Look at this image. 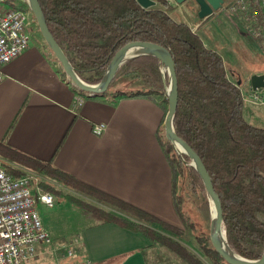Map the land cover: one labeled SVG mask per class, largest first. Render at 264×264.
<instances>
[{"label":"trees","instance_id":"trees-1","mask_svg":"<svg viewBox=\"0 0 264 264\" xmlns=\"http://www.w3.org/2000/svg\"><path fill=\"white\" fill-rule=\"evenodd\" d=\"M151 1L156 5L143 9L136 0H38L51 35L86 84H98L116 51L129 42H149L170 52L178 92L173 129L198 155L220 198L222 232L228 246L244 259L258 260L264 254V128L245 120L240 86L230 80L231 72L220 54L207 47L188 24L175 21L168 14L169 0ZM161 69V61L155 57L131 59L118 69L102 96L114 89L115 97L145 98L157 103L158 96L168 104V78L163 80ZM123 78L126 87L115 88ZM158 139L172 173L174 211L197 232L194 224L188 222L185 199L197 196L208 208L203 183L197 172L187 166L190 160L186 155H178L168 141L162 143L159 134ZM0 157L23 169L6 166L8 174L22 177L27 171L41 177L40 191L66 199L96 224H116L141 234L152 247L170 251L183 264H203L171 236L154 228L159 226L175 234L177 227L81 183L51 162L22 154L2 142ZM175 176L180 178L176 180L177 192ZM53 185L73 195H63ZM88 201L104 202L116 207L122 215ZM196 238L201 239L211 259L226 264L208 247L203 232L197 233Z\"/></svg>","mask_w":264,"mask_h":264},{"label":"crops","instance_id":"crops-1","mask_svg":"<svg viewBox=\"0 0 264 264\" xmlns=\"http://www.w3.org/2000/svg\"><path fill=\"white\" fill-rule=\"evenodd\" d=\"M170 5L172 17L173 1ZM181 22L195 31L189 20ZM2 72L0 142L162 221L160 208H168L169 218L175 219L172 173L158 139L164 120L159 103L115 97L112 90L97 97L79 93L53 54L32 38ZM77 96L83 97L80 106ZM99 123L105 130L95 136L91 128ZM77 209L76 253L63 256L59 264H155L149 259L153 247L141 234L112 223L98 225ZM159 264L180 263L169 259Z\"/></svg>","mask_w":264,"mask_h":264},{"label":"rangeland","instance_id":"rangeland-1","mask_svg":"<svg viewBox=\"0 0 264 264\" xmlns=\"http://www.w3.org/2000/svg\"><path fill=\"white\" fill-rule=\"evenodd\" d=\"M235 1L236 0H224L221 8L214 11L211 16L205 19H199L197 17L198 7L193 0H186L182 4H176L173 2V12H171V15L172 18L178 22L189 20L191 24L194 25L195 33L202 38L203 42H206V46L224 56L226 59V68L231 72L230 80L240 86V90H242L244 99L246 100L244 101L245 107L243 113L245 120L255 126L264 128V105L248 99V94L251 89L250 77L264 72V41L259 39L253 31H251L249 24L231 11V7ZM8 2L19 6L27 12L30 37L40 43L45 50L51 53L39 32L36 21L26 0H8ZM174 6L177 9H175ZM228 55H230V57ZM119 82L120 83H118L115 88L123 89L125 86L124 78L120 79ZM134 87L135 86L131 88ZM259 93L264 101V90H259ZM155 100L163 107L166 114L168 104H166L163 99L158 96L155 97ZM160 136L162 143L164 142L165 144L167 140L164 136L163 125ZM189 163L190 161L187 162V166ZM176 180L179 181L180 178L177 176L174 178V190L177 192L179 185L177 189ZM53 186H55V189L59 190L63 195H73L72 192L63 187L58 185ZM33 192H36L35 186L33 188ZM52 196L54 198V203L51 207L37 203L36 210L42 223L47 227L51 239H54V241L52 240L51 245L48 246H38L36 254L32 260L34 264H59L64 259L62 257H66L67 253L73 249L70 244H73V240L75 239V234L72 233L79 222L78 213H76L79 211L77 207L67 202L66 199L56 194H52ZM88 202L102 208L103 210L116 214L120 213L116 207H112L104 202ZM185 206V212L190 217L188 222L194 224L197 232H193L189 226L186 225V223L182 222L181 218L177 214L175 219H170L169 217L171 216L168 214V208H160V213L164 216L162 218L165 219L163 221L172 223L173 226L178 228V232L172 234L159 226H154V228L168 236H171L181 246H183L190 255L199 260L201 263L216 264L217 262L208 256V253L200 242L201 239L196 238L197 233L203 232V236L208 238V247H211L209 241L211 222L210 203L208 208H205L201 203L200 198L193 195L186 197ZM55 239L57 241H65L68 243L65 244L66 249H61L60 246L62 243H58ZM149 256L150 261L155 264H159L161 261H168L169 259H175L178 263L183 264L170 251L159 246H154Z\"/></svg>","mask_w":264,"mask_h":264},{"label":"built area","instance_id":"built-area-1","mask_svg":"<svg viewBox=\"0 0 264 264\" xmlns=\"http://www.w3.org/2000/svg\"><path fill=\"white\" fill-rule=\"evenodd\" d=\"M231 11L249 24L251 31L264 41V0H236ZM30 41L27 12L8 0H0V83L3 80V67L26 51ZM248 99L264 105L259 90L250 89ZM75 101L80 106L83 97L77 96ZM104 130L102 123L91 128L95 136L102 135ZM6 166V161L0 157V264H28L39 245L52 243L36 205L40 203L51 207L54 198L52 194L38 189V184L43 182L41 177L27 171L22 177H14L7 173ZM10 168L21 170L17 166ZM75 242L73 240V244H70L73 249L67 253L68 257L76 253ZM65 244L68 243L63 242L61 249H66Z\"/></svg>","mask_w":264,"mask_h":264},{"label":"water","instance_id":"water-1","mask_svg":"<svg viewBox=\"0 0 264 264\" xmlns=\"http://www.w3.org/2000/svg\"><path fill=\"white\" fill-rule=\"evenodd\" d=\"M169 1H173L176 4H182L186 0ZM26 2L36 21L44 42L59 63L66 78L79 93L87 95L88 97H97L105 93L113 81L118 69L125 62L131 59L141 56H152L161 61L162 78L163 80L165 77L168 78V86L166 87L168 106L163 120L164 136L178 154L186 155L189 158L190 163L188 166L197 172L203 183L207 199L211 206V222L209 230V241L211 247L216 252L218 257L226 264H264V254L258 260H247L240 257L230 249L225 235L222 232L221 201L219 196L214 191L211 179L198 155L176 135L173 129V119L177 109L178 92L174 60L170 52L164 47L149 42H129L116 51L103 75L102 80L98 84H86L76 75L66 55L51 35L38 0H26ZM136 2L143 9H149L156 5V3L151 0H136ZM193 2L198 7L197 17L199 19H205L211 16L213 12L221 8L223 4V0H193ZM250 88L253 91L264 90V73L250 77ZM175 145H178L181 148V151H179ZM220 238L224 240L225 247L223 246Z\"/></svg>","mask_w":264,"mask_h":264},{"label":"bare ground","instance_id":"bare-ground-1","mask_svg":"<svg viewBox=\"0 0 264 264\" xmlns=\"http://www.w3.org/2000/svg\"><path fill=\"white\" fill-rule=\"evenodd\" d=\"M242 91V90H241ZM175 147L181 151V148L178 146V145H175ZM221 242L223 243V246L225 247V243H224V240L222 238H220Z\"/></svg>","mask_w":264,"mask_h":264}]
</instances>
